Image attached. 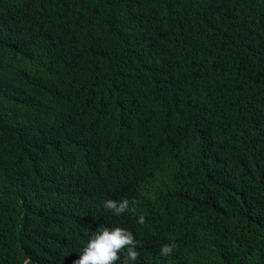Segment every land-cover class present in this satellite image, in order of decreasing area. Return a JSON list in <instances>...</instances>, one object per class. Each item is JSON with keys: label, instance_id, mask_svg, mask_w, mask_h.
<instances>
[{"label": "trees", "instance_id": "1", "mask_svg": "<svg viewBox=\"0 0 264 264\" xmlns=\"http://www.w3.org/2000/svg\"><path fill=\"white\" fill-rule=\"evenodd\" d=\"M101 226L132 264H264V0H0V264Z\"/></svg>", "mask_w": 264, "mask_h": 264}, {"label": "clouds", "instance_id": "2", "mask_svg": "<svg viewBox=\"0 0 264 264\" xmlns=\"http://www.w3.org/2000/svg\"><path fill=\"white\" fill-rule=\"evenodd\" d=\"M102 206L115 217H119L125 212L135 213V209L129 207L127 198L119 201L107 199ZM138 223H145L143 215L139 216ZM137 245L138 243L130 230L119 226L109 230L101 226L89 238L82 255L74 261V264H114L117 261H120V264H132V262L137 261L139 256ZM175 249V243L163 244L159 248V254L168 257L174 253ZM121 254L123 256L122 261ZM25 264H30V261L25 260Z\"/></svg>", "mask_w": 264, "mask_h": 264}]
</instances>
